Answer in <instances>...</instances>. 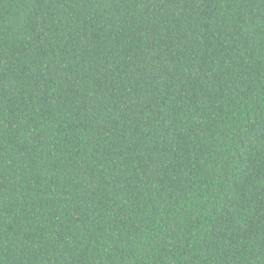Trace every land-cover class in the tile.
Segmentation results:
<instances>
[{
    "label": "trees",
    "instance_id": "1",
    "mask_svg": "<svg viewBox=\"0 0 264 264\" xmlns=\"http://www.w3.org/2000/svg\"><path fill=\"white\" fill-rule=\"evenodd\" d=\"M0 264H264V0H0Z\"/></svg>",
    "mask_w": 264,
    "mask_h": 264
}]
</instances>
